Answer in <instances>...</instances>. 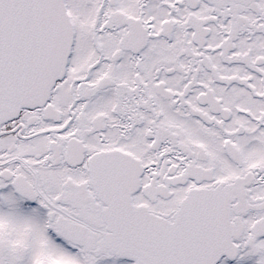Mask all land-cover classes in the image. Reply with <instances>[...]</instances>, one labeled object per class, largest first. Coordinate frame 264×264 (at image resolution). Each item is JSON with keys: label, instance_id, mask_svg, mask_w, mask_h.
<instances>
[{"label": "snow or ice", "instance_id": "6c2138e0", "mask_svg": "<svg viewBox=\"0 0 264 264\" xmlns=\"http://www.w3.org/2000/svg\"><path fill=\"white\" fill-rule=\"evenodd\" d=\"M0 264H264V0H0Z\"/></svg>", "mask_w": 264, "mask_h": 264}]
</instances>
